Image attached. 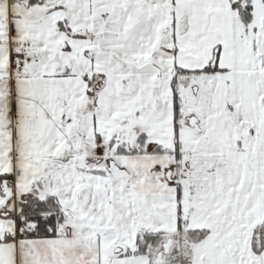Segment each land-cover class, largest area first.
I'll return each mask as SVG.
<instances>
[{"label": "snow or ice", "instance_id": "6c2138e0", "mask_svg": "<svg viewBox=\"0 0 264 264\" xmlns=\"http://www.w3.org/2000/svg\"><path fill=\"white\" fill-rule=\"evenodd\" d=\"M0 264H264V0H0Z\"/></svg>", "mask_w": 264, "mask_h": 264}]
</instances>
